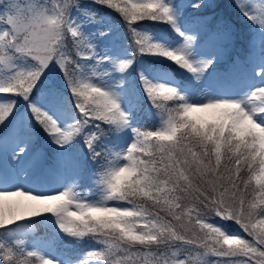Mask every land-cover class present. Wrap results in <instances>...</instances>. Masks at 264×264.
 Listing matches in <instances>:
<instances>
[{"label":"snow or ice","instance_id":"obj_1","mask_svg":"<svg viewBox=\"0 0 264 264\" xmlns=\"http://www.w3.org/2000/svg\"><path fill=\"white\" fill-rule=\"evenodd\" d=\"M0 264H264V0H0Z\"/></svg>","mask_w":264,"mask_h":264},{"label":"trees","instance_id":"obj_2","mask_svg":"<svg viewBox=\"0 0 264 264\" xmlns=\"http://www.w3.org/2000/svg\"><path fill=\"white\" fill-rule=\"evenodd\" d=\"M147 122H148L149 124H151V123H152V122H151V120H148ZM41 231H43V229H41Z\"/></svg>","mask_w":264,"mask_h":264},{"label":"rangeland","instance_id":"obj_3","mask_svg":"<svg viewBox=\"0 0 264 264\" xmlns=\"http://www.w3.org/2000/svg\"><path fill=\"white\" fill-rule=\"evenodd\" d=\"M152 122V121H151Z\"/></svg>","mask_w":264,"mask_h":264}]
</instances>
